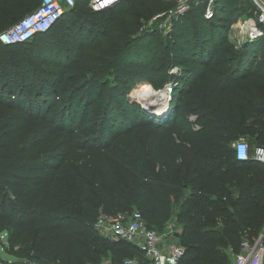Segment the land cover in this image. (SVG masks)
I'll return each mask as SVG.
<instances>
[{
	"label": "trees",
	"instance_id": "16d2710c",
	"mask_svg": "<svg viewBox=\"0 0 264 264\" xmlns=\"http://www.w3.org/2000/svg\"><path fill=\"white\" fill-rule=\"evenodd\" d=\"M212 2L209 20L224 29L231 23L224 13L231 10L230 4ZM38 3L0 0L8 11L0 19V32ZM163 3L119 0L111 8L93 11L86 0H76L29 40L0 41V51H14L20 57L8 65L4 82L9 85L0 87V247L6 254L29 264H89L103 259L119 264L139 253L140 264H147L136 245L106 238L93 227L100 214L133 209L157 230L174 216L179 227L174 232L183 248L177 264H232L229 254L240 251L242 239L252 243L261 234L264 242V163L251 157L238 160L232 146L249 136L252 146L264 147V34L242 40L237 50L230 45L220 52L222 37L211 42L199 33L192 49L185 50L189 66L182 65L184 59L170 58L165 71V59L136 70L140 74L134 78L132 93L139 103L137 93L146 84L157 82L160 88L169 79L175 81L169 107L157 117L125 97L132 87L128 72L139 67L138 61L132 64L126 56L143 38L141 31L147 30L140 17L159 12ZM206 3L191 2L172 28L159 36L160 43L170 50L176 43L183 47L184 39L190 40L184 38L189 18L185 16L193 12L206 20ZM253 11L251 0L240 9L248 15ZM76 15L81 17L78 24ZM84 21L100 28L95 29L93 54L78 39ZM51 38L76 48L68 64L54 65L46 54L37 55V45H47ZM38 61L56 67L44 68L38 88L44 90L45 99H28L25 104L16 96L32 87V63ZM171 65L178 67L177 73H169ZM105 68L108 72L101 77ZM87 73L90 80L83 77ZM19 75L15 93L12 87ZM66 92L65 107L51 112ZM115 102L118 112L112 109ZM67 105L72 122L81 105L92 110L102 107V113L91 126L67 127L62 112ZM180 111L193 114L191 123L196 127L180 129L175 121ZM106 150L113 161L107 159ZM150 167L155 168L153 173Z\"/></svg>",
	"mask_w": 264,
	"mask_h": 264
},
{
	"label": "rangeland",
	"instance_id": "374dc122",
	"mask_svg": "<svg viewBox=\"0 0 264 264\" xmlns=\"http://www.w3.org/2000/svg\"><path fill=\"white\" fill-rule=\"evenodd\" d=\"M194 0H189V7H190V3H195L193 2ZM222 1V0H220ZM179 2V0H164L163 6L160 9L159 12L154 13V14H144L143 16L140 17V19L143 21L142 25H145L144 29L147 30H142L141 34H143V38L139 39V41H135L133 44V51L130 52V54H127L126 56V60H132V64H135V62L138 61L137 64H139V67H135V65L133 67H131V69L128 72V80L127 83L132 86L131 88L129 87V89H127L125 91V97H127V99L129 101H136L138 102L134 96H133V88L135 87L133 82H134V78L137 77V74H140V72H135L136 70H140L141 67H143V65L149 64V68L150 67H154L155 65H157L158 63H160L163 59H165L163 66H162V71H165L168 67V62L170 61V58L173 60H181L182 65L183 66H189L190 63L187 60L188 57V52H186L188 50V48H190L192 45L196 44L195 38H199L198 35L199 33H202L203 37H207V39H211L210 41L212 42V39L215 38H219L222 37L223 39V43L219 45L220 48V52H222V50L224 51V49H227L230 45L231 47H233L235 50H237V48L242 45V35H243V30L241 29V26L244 23V20L248 17V14H242L240 13V9L247 8V4L249 3V0H226V2H228L230 4L229 7H231V10H228L227 12H224L226 15L229 16L230 19V24L225 27L224 29L218 27V25H216L215 20H209L211 18H206V20L201 21L200 16L196 15L193 12H188L187 15L185 16V18H188V20L186 21V25L185 28L183 29V33H185L186 35L184 36V38H189L190 40H186L184 39V43H181V45L183 47H179L178 43L173 44L171 50L170 48H166L164 47L161 43H160V35L163 33L168 32L171 28H172V24L176 21V19L180 18L181 15H183L188 9L189 7H187L186 9H184L182 12H177L176 11V7H177V3ZM200 2V0H199ZM213 3V2H212ZM207 5V3H206ZM200 12V11H199ZM158 14V15H157ZM6 15H8V11L5 10V8L3 7L2 4H0V19H3ZM198 16L199 19V23L197 22V20H195V17ZM182 17V19H185ZM81 17L76 15V20H75V24H78L80 22ZM84 28H82L80 30V36L78 35V39L81 42L82 48L85 51H88V54H93L94 50L96 48V44H97V37H96V31L95 29L97 28L98 30L100 29L98 25H94L92 22L89 21H84ZM209 42H206L207 45L210 44ZM175 47V49H174ZM181 48V49H180ZM75 47L74 45L71 44H65L64 42H57L55 38H51L49 40V43L47 45H37L36 48V52L37 55L39 57H44L45 54V58L46 59H50L53 64H57L55 62L60 61V64H68L72 58L69 56L70 52H74L75 51ZM192 49V47H191ZM193 49H196V46L193 47ZM262 49V48H261ZM260 49V50H261ZM182 50V52H181ZM186 50V51H185ZM79 51V49H78ZM170 51L171 52H178L175 58V56L170 55ZM262 51V50H261ZM264 51V50H263ZM19 53L14 52V51H9V52H3L0 51V87L5 85H9L8 82H4V77L7 76L8 71V65H14V62L18 61L20 59V57L18 56ZM221 56H219L220 58ZM218 58V59H219ZM168 60V62H167ZM178 67H180L179 64ZM172 66V65H171ZM170 66V67H171ZM32 67L34 68V81L32 84L31 88H25L21 89L17 96L16 99L18 98V100L22 101L24 100V103L26 104L28 99H31V101H34V99H38V100H43L45 99V93L44 90L42 91L41 88H38L39 84H41V79L42 77L45 75L44 74V68L48 69V68H52V67H56L53 65H49V63L47 62H37V63H32ZM148 68V69H149ZM108 72V68H105L102 73H101V77L105 76ZM148 73L151 74L152 70H148ZM86 80H90L92 78L90 73L85 74ZM111 78V77H110ZM21 81H20V75L18 76L15 84L13 85L12 88L13 91L16 93L17 91V87L20 85ZM150 84V83H149ZM152 85V84H150ZM160 85V83L156 82V85H153L152 87L156 89V87H158ZM74 86V85H73ZM1 89V88H0ZM141 90V89H140ZM5 94L2 95L3 99L6 98V92H4ZM140 93V92H139ZM66 95H68V92L63 94V98H61L59 101L55 102V105L52 107L51 112L52 111H56L58 109H62V106L64 105L65 102V98ZM138 97V95H137ZM139 99V97H138ZM140 101V100H139ZM139 103V102H138ZM140 104V103H139ZM141 106V104H140ZM65 107V106H63ZM112 109L114 111L119 110V104L117 102L114 103V105H112ZM142 107V106H141ZM169 107V105H168ZM167 107V109H168ZM70 107L67 105V108L64 109L63 115L66 117V123L65 126L67 127H75V128H82L85 126H91L93 125L94 122H96V118L98 115H100L102 112V107L101 110H92L90 108V106L86 105V106H80L78 107V110L74 116V120L73 122L70 120L69 116H70ZM166 109V110H167ZM8 113H15V110H10ZM99 113V114H98ZM178 115V118L175 120L177 121V123H179L180 125H182L180 127V129H186V128H191L196 127L195 125H193L191 123V121L193 120L194 115L187 113V111H180ZM184 123V125H183ZM191 123V124H190ZM79 136H81L80 134H78ZM242 139L246 140L249 145H251L250 147V151L252 150L253 146H252V140L250 139L249 136L246 137H241ZM106 157L109 161H113L114 156L113 154L110 152V150H106L105 151ZM151 173H153L155 171L154 167H150L149 170ZM135 208V207H133ZM137 208V207H136ZM178 224L175 221L174 216H171L166 223L164 224V226L162 228L159 229V231H162L163 233H165V235L167 237L170 238V240L172 242H178V239L175 235L171 236V233L169 232L170 230L173 231V234L175 233L174 231H179L178 229ZM262 233H263V237H264V225L262 228ZM1 239L5 242L6 241V234L2 233L1 234ZM135 260H136V264H140L141 263V259H140V254L139 253H135L134 255ZM229 259L230 262L233 261V254H229ZM0 264H29L26 263L25 260L23 259H19L16 258L14 256L8 255L6 254L3 249L0 247Z\"/></svg>",
	"mask_w": 264,
	"mask_h": 264
},
{
	"label": "built area",
	"instance_id": "2783aa9c",
	"mask_svg": "<svg viewBox=\"0 0 264 264\" xmlns=\"http://www.w3.org/2000/svg\"><path fill=\"white\" fill-rule=\"evenodd\" d=\"M76 0H39L38 5L31 11L18 18L12 25L0 32L2 43H13L29 40L36 32L49 28L63 13L75 4ZM119 0H86L89 9L97 11L113 7ZM212 1L207 0L204 10L205 18L213 16ZM254 5L252 15L244 20L242 40H252L264 34V0H251ZM196 3L197 0H194ZM189 7V0H179L176 11L182 12ZM158 15V14H157ZM178 67L172 65L169 73H177ZM174 79H169L160 88L165 91L166 97H171ZM235 156L238 160L251 157L264 163V147L253 146L250 151L244 139L232 143ZM98 234L109 239H122L130 242L141 251L147 264H177L182 253V246L172 242L169 237L156 228L148 227L138 209L130 212L115 214H100L93 223ZM171 236L173 231H169ZM89 264H114L110 259H103ZM119 264H136L135 258L126 257ZM232 264H264V242L261 234L251 243L242 239L240 251L233 256Z\"/></svg>",
	"mask_w": 264,
	"mask_h": 264
},
{
	"label": "bare ground",
	"instance_id": "6f19581e",
	"mask_svg": "<svg viewBox=\"0 0 264 264\" xmlns=\"http://www.w3.org/2000/svg\"><path fill=\"white\" fill-rule=\"evenodd\" d=\"M137 95L141 103H149L147 99H152V103H154L153 111L155 112L161 111L166 105L165 91L162 89L157 90L150 84H146L141 90L139 89Z\"/></svg>",
	"mask_w": 264,
	"mask_h": 264
},
{
	"label": "water",
	"instance_id": "95a60500",
	"mask_svg": "<svg viewBox=\"0 0 264 264\" xmlns=\"http://www.w3.org/2000/svg\"><path fill=\"white\" fill-rule=\"evenodd\" d=\"M101 10V8H99V9H97V11H100ZM170 98L171 97H166V105H165V107L161 110V111H159V112H155V111H153V107H154V103H152V99L150 100V98L149 99H147L148 101H149V103H140L141 104V106H142V108L144 109V110H146L148 113H151L152 115H155V116H157V117H159V116H161L162 115V113L163 112H165L166 111V109H167V107H168V104H169V101H170ZM178 232H175L174 233V235L175 236H178Z\"/></svg>",
	"mask_w": 264,
	"mask_h": 264
}]
</instances>
